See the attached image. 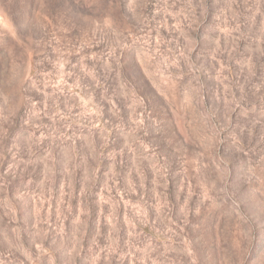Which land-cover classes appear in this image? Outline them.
I'll list each match as a JSON object with an SVG mask.
<instances>
[{
  "label": "rangeland",
  "instance_id": "374dc122",
  "mask_svg": "<svg viewBox=\"0 0 264 264\" xmlns=\"http://www.w3.org/2000/svg\"><path fill=\"white\" fill-rule=\"evenodd\" d=\"M0 264H264V0H0Z\"/></svg>",
  "mask_w": 264,
  "mask_h": 264
}]
</instances>
